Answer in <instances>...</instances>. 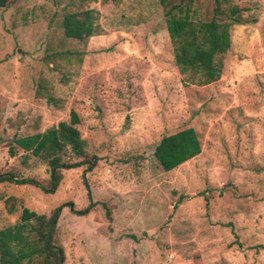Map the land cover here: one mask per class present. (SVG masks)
Returning a JSON list of instances; mask_svg holds the SVG:
<instances>
[{"label": "rangeland", "instance_id": "rangeland-1", "mask_svg": "<svg viewBox=\"0 0 264 264\" xmlns=\"http://www.w3.org/2000/svg\"><path fill=\"white\" fill-rule=\"evenodd\" d=\"M232 1L248 21L231 27L221 76L205 85L182 82L158 0L0 7V171L47 178L44 164H23L25 152L11 156L9 144L68 121L71 110L99 158L86 174L93 209L67 206L58 218L64 264H264V0ZM80 2L97 13L99 31L85 42L61 28ZM191 2L197 18L212 16L214 0ZM187 127L201 153L164 171L155 145ZM82 172L63 170L54 193L0 183V229L22 207L84 208Z\"/></svg>", "mask_w": 264, "mask_h": 264}, {"label": "trees", "instance_id": "trees-1", "mask_svg": "<svg viewBox=\"0 0 264 264\" xmlns=\"http://www.w3.org/2000/svg\"><path fill=\"white\" fill-rule=\"evenodd\" d=\"M11 1L0 0V7H6ZM158 1L164 11L174 62L182 82L205 85L218 80L223 70L224 55L231 46V27L248 21L242 13L245 8L232 0H214L212 16L200 19L195 15L192 0ZM82 2L75 9H67L63 13L61 28L64 37L85 42L99 30L96 11L83 7ZM48 99L52 101L54 98ZM79 123L78 114L71 110L68 121L11 139L9 154L13 156L17 149L23 150L22 163L27 164L29 158L34 157L46 166L48 177L23 176L7 170L0 171V183L31 185L45 193H54L63 178V170L83 167L82 180L88 203L77 210L72 202H64L54 207L49 215L22 207L19 221L0 229V264H64L63 246L55 240L62 209L69 206L75 213L85 215L95 206L86 174L95 168L99 158L88 151L77 127ZM201 150L196 130L187 127L163 135L155 145L153 155L161 168L169 171L199 155ZM6 203L9 212L12 211L14 198L9 197Z\"/></svg>", "mask_w": 264, "mask_h": 264}]
</instances>
